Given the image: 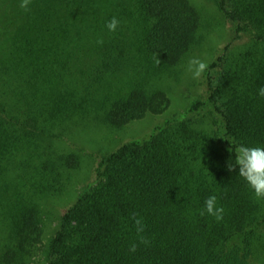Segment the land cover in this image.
Listing matches in <instances>:
<instances>
[{
	"label": "trees",
	"instance_id": "1",
	"mask_svg": "<svg viewBox=\"0 0 264 264\" xmlns=\"http://www.w3.org/2000/svg\"><path fill=\"white\" fill-rule=\"evenodd\" d=\"M10 1L15 7L7 11L0 0V264H19L30 255L41 232V199L53 198L62 174L79 168L84 154L101 187L86 189L62 214L51 264H105L111 250L128 252L133 243L139 264H255L254 255L264 257V199L260 204L238 167L228 168L235 163L229 149L264 146V97L257 94L264 87V0H216L235 25L236 39L247 27L253 30L246 62L227 74V45L205 71V99L106 153L55 132L85 119V104L92 102L78 79L71 80L72 68L82 69L92 54L105 55L116 45L136 51L150 79L138 80L118 98L104 97L97 118L119 129L148 110L162 112L168 100L155 83L199 42L196 9L188 0H31L25 11L21 0ZM121 7L132 9L128 22ZM113 17L121 35L133 27L129 47L124 35L106 27ZM5 40L15 51L5 50ZM208 110L216 117L211 136L194 128ZM46 141L73 152H38L39 172L27 173L31 148ZM210 195L224 209L220 221L200 214ZM133 213L143 219L147 245L139 243Z\"/></svg>",
	"mask_w": 264,
	"mask_h": 264
},
{
	"label": "rangeland",
	"instance_id": "2",
	"mask_svg": "<svg viewBox=\"0 0 264 264\" xmlns=\"http://www.w3.org/2000/svg\"><path fill=\"white\" fill-rule=\"evenodd\" d=\"M4 1L6 2L4 8H8L7 11L15 7L12 3L9 6L10 0ZM188 1L196 9L200 18V40L186 53L176 70L170 73L166 72L156 80V86L164 92L168 100V104L164 107V111L148 110L142 117L119 129H111L107 127L101 119L97 118V113L101 111L100 107L102 106V99L104 97H109L111 99L118 98L130 89L134 83L138 82V80L144 81V79H150L148 76L149 73L146 71L147 67L144 65L145 61L141 55L136 53V51L133 52V50L128 51V53L125 51L122 52L120 46L116 45L115 51L112 52L110 50V52L107 54L105 53V55L92 54L91 56L90 54L93 60H88L89 62L86 61L82 65V69L76 65V67L72 68L73 76L71 80L74 79L76 81V79H78V83L76 82L77 85L84 90L85 94H89L88 99L92 100V102L85 104L86 108L84 107L85 110L83 112L86 115L85 119H76L71 125H68L67 128L64 129L59 127L55 132L64 134L73 144L86 148L89 151L102 150L105 153L111 152L123 142L134 138H140L151 132L156 126L163 124L166 119L173 114H183V112H185V110L197 99L206 98L207 87L203 82L205 72L199 79H193L192 73L188 71L189 59L198 58L206 62L209 67L213 60L222 54L225 47L231 45L230 60L226 68L227 74L232 67L240 66L254 48L255 41L253 40V30L247 27L242 37L236 39L235 25L219 10L216 0ZM119 9L122 15H126V21L128 22L129 15L133 13L132 9L130 7H127L125 10L123 7ZM13 19L16 18L13 17ZM127 27L126 29H122L124 31L122 35L121 32L116 29V34H118L121 39H124V35L127 41L126 44L129 47L134 36H130L132 35L133 27L129 25L130 30H127ZM4 34L6 35V32H4ZM3 42L6 44L5 50L15 51L11 48V45L10 47L7 46L13 43L12 41L8 42L5 40ZM85 52H87V50H85ZM98 56H100V58ZM221 72L222 71H217L215 74L220 76ZM224 75L225 74L222 76ZM98 95H100V97H98ZM93 98L94 100H99L100 103L93 101ZM206 113L204 117L197 119L198 122L194 128L199 132L210 135V132L217 128L215 125L216 117L210 114L209 110ZM38 152L43 156H46L45 154L47 152L52 153L53 156L59 155L62 152L71 153L73 150L67 145L60 143L51 144L49 141L34 144L31 148V153L34 154L32 162L27 163L25 166L27 173H29V171L31 173L34 171L39 172L40 168L38 162L40 160L36 157ZM44 159L45 157H43V160ZM81 160L82 163L79 168L62 174L61 182L57 183L52 189L53 198L45 197L41 199L42 220L39 223V228L41 230L40 237L33 243L30 255L19 264H51L55 254L51 245L56 234L60 231L62 214L67 207L75 203L86 189L90 187L94 190L95 188L98 189L101 187V183L96 180L91 157L84 154L81 156ZM26 175L25 173V176ZM92 194L94 195V192H92ZM258 200L261 201L260 204H262L263 201L261 199ZM91 201L94 200L91 199ZM80 220H83L82 216L79 217L74 225H79ZM107 249H110V247H107ZM113 249L118 250V247L114 246ZM119 250L120 251L114 254L111 250L110 252L112 255H107L104 260L105 264H139V258H137L136 255H132L131 251L127 252V250L124 249ZM99 251L101 250H98L96 254L97 263L101 262L102 259V252ZM252 261L255 264H264V257L257 254L253 256Z\"/></svg>",
	"mask_w": 264,
	"mask_h": 264
},
{
	"label": "clouds",
	"instance_id": "3",
	"mask_svg": "<svg viewBox=\"0 0 264 264\" xmlns=\"http://www.w3.org/2000/svg\"><path fill=\"white\" fill-rule=\"evenodd\" d=\"M31 0H21L20 7L25 11H29ZM120 21L113 17L106 27L110 32H115L119 26ZM102 44L103 40L97 41ZM156 63L159 64L160 60L157 58ZM208 64L198 58H191L188 61V71L192 73L193 79H199L207 69ZM259 96L264 97V87H261L257 93ZM232 145V144H231ZM235 153V163L228 164L229 171H233L238 167V175L242 177L249 187L252 189L255 198L264 199V146H247L243 143L238 144L234 149H229ZM205 212L213 216L217 221L223 219L224 209L222 206H217V197L210 195L204 201V209L201 215ZM136 228L139 243L149 244L150 241L142 234L144 232L143 219L138 214L133 213L131 217ZM137 244L133 243L129 251L135 252Z\"/></svg>",
	"mask_w": 264,
	"mask_h": 264
}]
</instances>
